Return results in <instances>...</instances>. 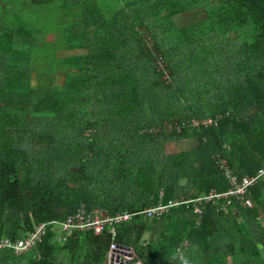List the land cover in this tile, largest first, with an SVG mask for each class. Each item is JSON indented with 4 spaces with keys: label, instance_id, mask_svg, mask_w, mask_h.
Segmentation results:
<instances>
[{
    "label": "trees",
    "instance_id": "1",
    "mask_svg": "<svg viewBox=\"0 0 264 264\" xmlns=\"http://www.w3.org/2000/svg\"><path fill=\"white\" fill-rule=\"evenodd\" d=\"M65 1L52 31L0 34V237L80 203L132 214L114 238L57 241L48 225L30 248L0 250V264H102L112 240L142 264H264V177L246 186L249 207L226 195L199 214L192 201L141 212L264 166V0ZM48 32L52 64L37 71L27 47ZM57 70L60 83L32 82ZM180 139L194 141L164 151Z\"/></svg>",
    "mask_w": 264,
    "mask_h": 264
},
{
    "label": "built area",
    "instance_id": "2",
    "mask_svg": "<svg viewBox=\"0 0 264 264\" xmlns=\"http://www.w3.org/2000/svg\"><path fill=\"white\" fill-rule=\"evenodd\" d=\"M212 118H207L204 122H211ZM194 123L197 121L193 120ZM225 174L228 176L229 186L225 190H216L214 187L207 190L203 195H198L190 199H176L173 201H168L165 203H156L145 209H142L141 212L145 214L146 217H152L159 215L167 207L175 205L177 203H187L192 201V212L200 213V203L202 201H208L209 199L219 196H228L232 195L238 199V204L241 207H249L251 205L250 201L247 198H244L242 194L245 192L246 186L254 183L259 177H264V166L259 168L256 173L248 176L240 177L239 180H236L233 176H229L228 170L225 171ZM132 213L121 211L115 214H110L100 208H87L82 203H80L74 211L67 214L64 218L60 220H49L46 222H39L32 231L28 232L25 235L19 236L14 240H11L7 237H0V250L2 249H12L14 252H20L30 248L40 240V236L45 231L46 227L50 225V228L55 230V240L63 241L66 236L75 231H84L92 230L94 233H100L105 228H108L110 234L113 238L116 232V225L121 221H125L130 218ZM261 221V224L264 225V214L258 217ZM186 241L183 240L182 243ZM175 254H178V251ZM134 250L129 245L120 244L114 240L109 243L105 259L103 264H142L139 258H133ZM131 261V262H130ZM180 264H184L183 261H180Z\"/></svg>",
    "mask_w": 264,
    "mask_h": 264
},
{
    "label": "rangeland",
    "instance_id": "3",
    "mask_svg": "<svg viewBox=\"0 0 264 264\" xmlns=\"http://www.w3.org/2000/svg\"><path fill=\"white\" fill-rule=\"evenodd\" d=\"M106 2L108 3L107 0ZM63 4H66L65 0H0V34L6 33V31L10 30L13 26L23 27L25 29L38 27L40 31H42V26H44L52 31V27L54 29L52 22L55 19H62L59 10L63 9V6H61ZM174 17L178 18V15ZM63 20L64 19H62V21ZM51 35L52 33H47V42L44 46L41 37L39 36L32 40L33 43L31 46L29 45L27 47V49L31 50V59L34 62L33 66L37 71H43L44 68L46 70V68L48 69L52 64L50 49L51 47H54V45L52 46V43L50 42ZM36 43L39 44L37 48H35ZM53 74V79L39 77L32 80V82L36 85L42 86L50 85L54 82L60 83L62 72L57 70ZM192 141L194 140L180 139L178 141H167L164 145V151L172 152L180 150L183 147H190ZM159 193H161V189L159 190ZM262 220L264 221L263 218ZM178 255H181V251H178Z\"/></svg>",
    "mask_w": 264,
    "mask_h": 264
},
{
    "label": "crops",
    "instance_id": "4",
    "mask_svg": "<svg viewBox=\"0 0 264 264\" xmlns=\"http://www.w3.org/2000/svg\"><path fill=\"white\" fill-rule=\"evenodd\" d=\"M184 198V197H183ZM152 205H154V204H152ZM151 206V205H150ZM149 207V206H148ZM96 208H98V207H96ZM147 208V207H146ZM101 209V208H100ZM145 209V208H144ZM104 211H106L107 212V210H105V209H103ZM121 212V211H120ZM109 213V212H108ZM117 213V212H116ZM111 214V213H110ZM115 214V213H114ZM259 217V216H258ZM257 217V218H258ZM147 218H149V217H147ZM115 234H116V232H115ZM115 236V235H114ZM114 236H113V238H114ZM104 262V261H103ZM103 264V263H102Z\"/></svg>",
    "mask_w": 264,
    "mask_h": 264
}]
</instances>
